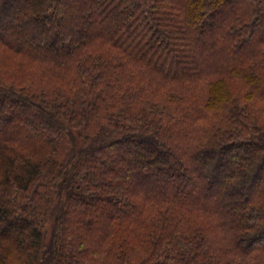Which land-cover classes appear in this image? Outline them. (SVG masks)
<instances>
[{"label": "trees", "instance_id": "16d2710c", "mask_svg": "<svg viewBox=\"0 0 264 264\" xmlns=\"http://www.w3.org/2000/svg\"><path fill=\"white\" fill-rule=\"evenodd\" d=\"M0 25L70 76L0 71V264H264V0H0Z\"/></svg>", "mask_w": 264, "mask_h": 264}, {"label": "rangeland", "instance_id": "374dc122", "mask_svg": "<svg viewBox=\"0 0 264 264\" xmlns=\"http://www.w3.org/2000/svg\"><path fill=\"white\" fill-rule=\"evenodd\" d=\"M10 10L14 11V7L12 8V6L10 7ZM5 20L7 22H11L12 19L11 17H6ZM0 27H2L0 25ZM203 38H207V36H203ZM28 59L25 58H21L18 55H14L13 53L9 52L8 50H5L3 47H0V71H2L3 74H5L4 76L6 77H12L14 76V80L12 79H4L2 80V82L4 83H13V81L16 83L18 78H21L25 81H29L30 79H32V75L35 74V77L38 78V80H33L30 81L31 84H36L39 83L40 80L42 81H46L49 85L51 84H55L56 82H61L62 84H66L67 81L69 79L70 76L66 75L63 77L60 75H56L48 70L45 69V72H34L32 69L35 68V65H33V62L29 61ZM18 62V65H17ZM43 73H46L43 74ZM50 73V74H48ZM13 78V77H12ZM240 80H227V84L225 85V88L228 89L229 94L231 96V98H236V100L241 96V89L242 88V83L239 82ZM53 86V85H52ZM64 86V85H63ZM202 83L198 86L201 87ZM58 89L64 90V88L60 87ZM66 91H58V93H65ZM203 93V95L205 94V91L201 92V94ZM238 101L240 103H243V101L239 98ZM247 104L249 105V115L251 116L250 119H253V122L256 123V125H260L264 127V104L261 103L260 101L256 100V99H250L247 100ZM247 107V106H246ZM253 115V116H252ZM254 117V118H253ZM14 127V120H12V124L9 127L12 128ZM10 131V130H9ZM75 131V130H74ZM145 151L148 149V147H144ZM239 148L234 147L233 151L231 152H235L237 151ZM228 155V152H226ZM225 162H224V166L227 163V159L225 158ZM204 163V158L198 159L194 162V166L197 164H203ZM224 168V167H223ZM206 176V172L202 173L201 177H205ZM133 182L135 181L137 182H141L139 180H132ZM146 181V180H145ZM144 182V181H142ZM249 187L251 186L250 184L248 185ZM248 190H244V193H247ZM46 240L49 239V234H47ZM22 261H20L19 258H17V256L14 257V264H19Z\"/></svg>", "mask_w": 264, "mask_h": 264}]
</instances>
